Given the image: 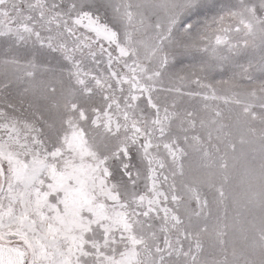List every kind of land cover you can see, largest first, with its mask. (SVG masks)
<instances>
[{"label":"snow or ice","instance_id":"1","mask_svg":"<svg viewBox=\"0 0 264 264\" xmlns=\"http://www.w3.org/2000/svg\"><path fill=\"white\" fill-rule=\"evenodd\" d=\"M0 264H264V0H0Z\"/></svg>","mask_w":264,"mask_h":264}]
</instances>
